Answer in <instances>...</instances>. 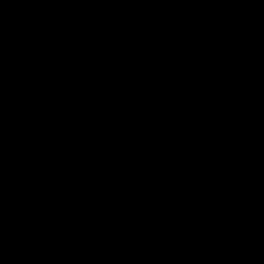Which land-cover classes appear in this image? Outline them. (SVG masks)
Returning a JSON list of instances; mask_svg holds the SVG:
<instances>
[{
  "label": "water",
  "instance_id": "water-1",
  "mask_svg": "<svg viewBox=\"0 0 264 264\" xmlns=\"http://www.w3.org/2000/svg\"><path fill=\"white\" fill-rule=\"evenodd\" d=\"M0 264H264V0H0Z\"/></svg>",
  "mask_w": 264,
  "mask_h": 264
}]
</instances>
